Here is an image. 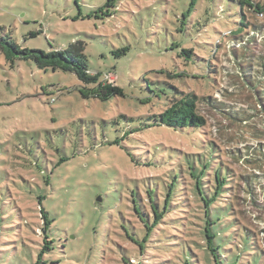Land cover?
<instances>
[{
  "label": "rangeland",
  "instance_id": "1",
  "mask_svg": "<svg viewBox=\"0 0 264 264\" xmlns=\"http://www.w3.org/2000/svg\"><path fill=\"white\" fill-rule=\"evenodd\" d=\"M107 1L0 0V37L45 52L83 45L90 72L124 90L103 98L0 50V264H37L46 237L42 264H216L207 212L220 264H264V0L246 11L195 0L185 23L193 0L98 11ZM242 15L260 36L240 32ZM182 94L200 98L206 126L155 125ZM219 185L209 210L199 189L211 202Z\"/></svg>",
  "mask_w": 264,
  "mask_h": 264
},
{
  "label": "trees",
  "instance_id": "2",
  "mask_svg": "<svg viewBox=\"0 0 264 264\" xmlns=\"http://www.w3.org/2000/svg\"><path fill=\"white\" fill-rule=\"evenodd\" d=\"M113 0H108L103 8H100L98 11H103L104 8L110 6V3ZM194 2L192 1L190 4V7L186 13L183 14V20L184 23L187 22V19L191 16V14L194 11ZM239 4L241 5V10L246 11L243 7L248 6L251 8H257L256 5H251L248 0H239ZM264 11V7L261 9ZM109 15H112V13H109ZM242 22L240 23V32H244L246 29L247 33H250L251 31L254 33V37L257 38V35L260 36L262 33L260 31V26H252L251 28L248 27L247 23H244L245 17L244 15ZM245 28V29H244ZM264 33V31H262ZM233 33V32H232ZM231 33V34H232ZM245 34H241L239 36V40L243 38ZM37 34H32V36H36ZM264 37V35H261ZM238 42L236 41V46H238ZM0 50L6 54V58L11 61V63L14 64L15 60H25V61H33L36 63L39 69L48 71L49 69H52L54 71L62 70L66 72L73 73L77 76V78L80 80L81 83L85 85V87H90L93 90H96L99 95L103 98H108L112 96H123L124 90L115 85L116 83L110 84L107 76L101 77L100 73L93 74L90 72L88 60L86 55L84 54V46L83 45H72L69 49L65 50H53L50 52H45L38 49H29V48H21L17 43H15L11 38L6 39L3 37H0ZM193 50H182V55L185 57V60H190L191 57H193ZM222 69H225L226 66L222 65ZM208 101L209 98H206ZM200 102V98L197 97L195 94H189L185 95L182 94L180 97H175L173 101H171L170 106L168 109H166L163 113H161L156 118L155 125L165 126L167 128H171L174 130L179 129H186V128H204L207 124V120L204 116H202L199 113L198 109V103ZM262 111H264V104L261 106ZM255 109V108H254ZM255 111H257L255 109ZM258 112V111H257ZM218 179H220L218 177ZM221 181V180H218ZM224 182H227L226 179H224ZM220 183V182H219ZM223 189H226L223 185L220 186L216 191V194L214 198H212L211 202L205 201V198L203 197L200 189L199 194L203 198L202 201L206 203V205L209 207L212 205L216 197H218L219 193L223 191ZM173 194L170 190L167 193V196L165 198V208L161 213H158L156 206L154 205L152 209L154 210L155 214V222L153 225H149L148 222H145V228H146V238L145 241H147L151 234L153 233V229L157 227L161 221L169 214L170 209L173 206ZM213 201V202H212ZM171 207V208H170ZM212 208L209 207L210 210ZM41 215L44 223V232L47 233L49 226L51 225V221L49 219V216L47 213H45L44 209L41 210ZM206 215V228H205V236L207 240V247L210 251L211 255L213 256V259L216 264H220L219 258H218V247L215 245V240L217 237V234L213 231L214 226L216 225V222L211 220L210 213H205ZM48 240V237H46ZM45 241L44 248L40 252L39 255V261L37 264H42V257L45 254V251L50 250L48 241ZM132 241L136 244H140L142 252H144V245L142 243H138L136 240L132 239ZM144 241V242H145ZM126 262V261H124ZM127 263V262H126Z\"/></svg>",
  "mask_w": 264,
  "mask_h": 264
},
{
  "label": "built area",
  "instance_id": "3",
  "mask_svg": "<svg viewBox=\"0 0 264 264\" xmlns=\"http://www.w3.org/2000/svg\"><path fill=\"white\" fill-rule=\"evenodd\" d=\"M113 76L112 75H108L106 79H111Z\"/></svg>",
  "mask_w": 264,
  "mask_h": 264
}]
</instances>
